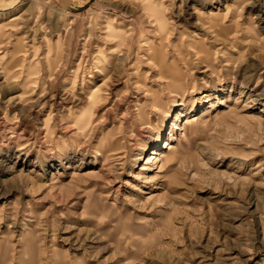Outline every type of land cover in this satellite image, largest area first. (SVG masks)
I'll use <instances>...</instances> for the list:
<instances>
[{
	"label": "rangeland",
	"instance_id": "374dc122",
	"mask_svg": "<svg viewBox=\"0 0 264 264\" xmlns=\"http://www.w3.org/2000/svg\"><path fill=\"white\" fill-rule=\"evenodd\" d=\"M0 264H264V0H0Z\"/></svg>",
	"mask_w": 264,
	"mask_h": 264
},
{
	"label": "bare ground",
	"instance_id": "6f19581e",
	"mask_svg": "<svg viewBox=\"0 0 264 264\" xmlns=\"http://www.w3.org/2000/svg\"><path fill=\"white\" fill-rule=\"evenodd\" d=\"M161 27H163V24H161ZM161 63H163V62H161Z\"/></svg>",
	"mask_w": 264,
	"mask_h": 264
}]
</instances>
